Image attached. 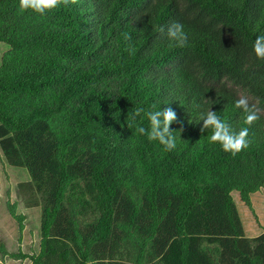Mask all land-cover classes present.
I'll list each match as a JSON object with an SVG mask.
<instances>
[{"label": "trees", "instance_id": "1", "mask_svg": "<svg viewBox=\"0 0 264 264\" xmlns=\"http://www.w3.org/2000/svg\"><path fill=\"white\" fill-rule=\"evenodd\" d=\"M173 22L184 26L183 48L160 31ZM258 35L264 0H79L44 17L0 0V151L44 197L39 252L12 257L264 264V232L245 236L232 195L252 210L264 187ZM240 92L261 109L250 126L235 107ZM153 104L177 114L171 152L128 127L129 114ZM208 110L234 131L248 127L249 147L232 156L210 143Z\"/></svg>", "mask_w": 264, "mask_h": 264}, {"label": "rangeland", "instance_id": "2", "mask_svg": "<svg viewBox=\"0 0 264 264\" xmlns=\"http://www.w3.org/2000/svg\"><path fill=\"white\" fill-rule=\"evenodd\" d=\"M7 50L8 46L0 43V62ZM240 95L246 96L256 105V101L248 94L240 92ZM31 185L26 168L8 165L0 151V264H31L28 259L12 256L18 253L35 256L39 252L44 197ZM232 195L245 236L252 238L263 233L264 187L250 196L252 210L239 200L236 192Z\"/></svg>", "mask_w": 264, "mask_h": 264}, {"label": "clouds", "instance_id": "3", "mask_svg": "<svg viewBox=\"0 0 264 264\" xmlns=\"http://www.w3.org/2000/svg\"><path fill=\"white\" fill-rule=\"evenodd\" d=\"M79 0H19V11L21 13L31 11L41 17L53 12L61 5L67 7L75 5ZM161 32L166 31V36L176 47L183 48L187 45V34L184 31V26L181 23L173 22L167 29H160ZM125 39L131 40V36L125 33ZM135 51L134 48L130 49ZM253 52L257 59L264 60V35H258L253 41ZM235 107L241 109L245 113L244 123L251 125L260 118L261 109L254 104L249 103L246 96L241 95L235 101ZM147 118L148 126L137 124L138 118L142 122ZM128 127H136V132L145 136L149 142H157L162 146L163 151L171 152L177 148V133L171 129V125L177 121V114L171 107L157 108L155 104L152 105V110L145 112L143 107L136 108L128 115ZM201 121L203 125L201 131L206 129L211 130L209 142L219 144L221 149L230 153L232 156L237 155L243 150L247 149L251 143L248 139L249 128H241L238 132L234 131L231 126L226 123L217 112L208 110L201 114Z\"/></svg>", "mask_w": 264, "mask_h": 264}, {"label": "crops", "instance_id": "4", "mask_svg": "<svg viewBox=\"0 0 264 264\" xmlns=\"http://www.w3.org/2000/svg\"><path fill=\"white\" fill-rule=\"evenodd\" d=\"M252 197V196H251ZM251 200V199H250Z\"/></svg>", "mask_w": 264, "mask_h": 264}]
</instances>
